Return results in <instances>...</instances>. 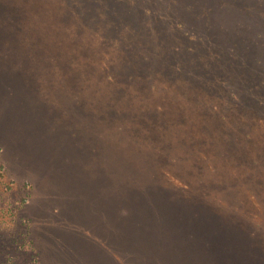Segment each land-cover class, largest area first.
<instances>
[{
	"label": "rangeland",
	"instance_id": "374dc122",
	"mask_svg": "<svg viewBox=\"0 0 264 264\" xmlns=\"http://www.w3.org/2000/svg\"><path fill=\"white\" fill-rule=\"evenodd\" d=\"M0 264H264V0H0Z\"/></svg>",
	"mask_w": 264,
	"mask_h": 264
},
{
	"label": "trees",
	"instance_id": "16d2710c",
	"mask_svg": "<svg viewBox=\"0 0 264 264\" xmlns=\"http://www.w3.org/2000/svg\"><path fill=\"white\" fill-rule=\"evenodd\" d=\"M230 102V101H229ZM231 104H233V102H230ZM115 103L114 102H112L110 105H111V108H114L112 105H114ZM118 105H122V104H118ZM174 111H176V112H178V114L177 115H184V116H188L189 115V113H186L183 109H181V111L180 110H174ZM116 115H117V119H119V117H118V112H117V109L116 108H114L113 110H112V112H111V115H110V117H109V120H112V121H114L115 120V117H116ZM224 116L221 114L220 115V120L223 118ZM172 119V118H171ZM164 120V119H163ZM167 120H170V119H167ZM162 122V121H161ZM246 131V130H245ZM244 131V132H245ZM244 137L245 138H249V135L247 134V133H244ZM161 139V138H160ZM247 140H250V139H247ZM244 154L246 155V154H248V153H246V152H244ZM235 157H236V155H234ZM207 238H211L210 236H207ZM204 241H208L206 238H205V240Z\"/></svg>",
	"mask_w": 264,
	"mask_h": 264
}]
</instances>
